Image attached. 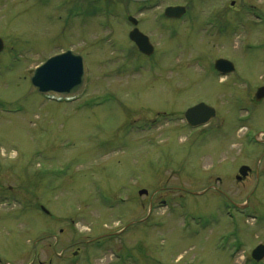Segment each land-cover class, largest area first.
<instances>
[{
    "label": "rangeland",
    "instance_id": "obj_1",
    "mask_svg": "<svg viewBox=\"0 0 264 264\" xmlns=\"http://www.w3.org/2000/svg\"><path fill=\"white\" fill-rule=\"evenodd\" d=\"M230 1L158 0L146 59L125 13L64 20L57 0H0V264H264L250 256L264 245V0ZM167 5L189 13L158 21ZM65 50L85 91L47 99L32 70ZM218 58L234 72H214ZM199 101L216 115L189 132Z\"/></svg>",
    "mask_w": 264,
    "mask_h": 264
},
{
    "label": "water",
    "instance_id": "obj_2",
    "mask_svg": "<svg viewBox=\"0 0 264 264\" xmlns=\"http://www.w3.org/2000/svg\"><path fill=\"white\" fill-rule=\"evenodd\" d=\"M132 1H147V0H132ZM184 12L182 7H170L166 9V16L179 17ZM130 39L134 41L138 49L150 55L153 52V47L150 44L148 37L138 30H133L130 33ZM3 49V42L0 39V51ZM214 68L221 74H227L234 70L231 61L227 59H217L214 62ZM87 69L84 59L81 55L74 53L71 50L58 53L46 59L41 65L36 67L30 76V83L33 88L42 95H54L62 98H70L81 95L86 86ZM264 96V86L260 87L255 95L257 101ZM215 117V109L205 104L204 102L197 103L184 112V119L191 127H198L207 124ZM249 167L243 165L239 168V180L247 175ZM145 190L139 191V194H146ZM251 257L255 261H260L264 258V245L260 244L251 252Z\"/></svg>",
    "mask_w": 264,
    "mask_h": 264
},
{
    "label": "flooded vegetation",
    "instance_id": "obj_3",
    "mask_svg": "<svg viewBox=\"0 0 264 264\" xmlns=\"http://www.w3.org/2000/svg\"><path fill=\"white\" fill-rule=\"evenodd\" d=\"M48 1L49 0H35V3L40 5V6H43V4L48 3ZM102 1H104V0H86L84 2H80V0H74L73 2H72V0H57L55 8L58 12L60 10H63L64 13L67 14V17L64 18V20L70 19V18L75 19L77 17H80V14L84 11H88L91 14L90 15L91 18H94V16H96L97 13H103V14L107 15V17H111V19H110L111 21L115 20V18H118L120 13L121 14L125 13V21H126L125 26L127 27V31L125 33V40H127V43L129 44V46H127V47L128 48L131 47L130 48L131 52H132V50H134L135 52L137 51V53L139 54V55L137 54V57H139V58H146V59L151 58L155 52L154 46L152 45L154 48L153 54L151 56H145L138 50V48L134 44V42L130 40L129 36L133 30H138L139 32H142L143 34H145L148 37L149 42L151 43V36H148L141 29V22L144 20L143 19L144 13L150 12L151 10H157V9L161 8L158 0H152V1H149L146 3H136V2L129 1V0H122V1H125L126 4L131 5V6H129V8H128V6L126 7L127 9H125V12L122 11V9L119 6L114 5L110 1L109 2L107 1L108 3H106V4H104L105 2L102 3ZM71 2H72V4H71ZM229 5H230V7H233L234 1L231 0ZM165 8H166L165 6L162 8V10H161L162 15H161V17H159L158 21H160V20H165V21L174 20V19L166 18L163 15ZM235 9L236 8H234V10ZM241 10H242V8H239L238 10H235V11H236V13H238L240 15ZM185 14H186V11H185ZM220 22H222L221 19H220ZM0 38L2 39V42H3V49L1 51V52H3L5 49V45H7V43H6V41L5 42L3 41V38L1 36H0ZM127 51H128V53L130 52L129 49ZM14 53H16L15 49L13 51V55H14ZM263 99H264V97L261 100H263ZM254 100H255V97H254ZM260 101H256V102H260ZM187 128L189 129L188 130L189 132L190 131H200L202 128H204V126L197 128V129H190L188 126H187ZM250 173H251V170L248 171L247 175H249ZM256 176L258 177L259 174L256 173ZM74 253H76V251Z\"/></svg>",
    "mask_w": 264,
    "mask_h": 264
}]
</instances>
